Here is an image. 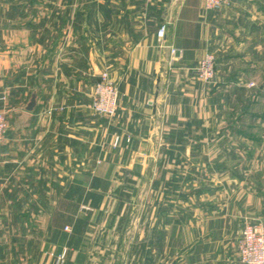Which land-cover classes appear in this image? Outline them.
Here are the masks:
<instances>
[{
	"label": "crops",
	"instance_id": "obj_1",
	"mask_svg": "<svg viewBox=\"0 0 264 264\" xmlns=\"http://www.w3.org/2000/svg\"><path fill=\"white\" fill-rule=\"evenodd\" d=\"M105 70L111 118L91 108ZM0 112V264H242L264 223V0H0ZM239 118L247 147L225 140Z\"/></svg>",
	"mask_w": 264,
	"mask_h": 264
},
{
	"label": "built area",
	"instance_id": "obj_2",
	"mask_svg": "<svg viewBox=\"0 0 264 264\" xmlns=\"http://www.w3.org/2000/svg\"><path fill=\"white\" fill-rule=\"evenodd\" d=\"M234 0H205V7L218 8L228 5ZM167 25L161 24L158 28L157 38L162 43L166 39ZM172 54L176 52L171 48ZM197 75L200 80L210 83L216 75V56L212 51H207L200 60L197 68ZM120 90L115 81L111 78L109 71H102L94 86L91 100L92 110L105 117H113L119 107ZM8 121L4 113L0 112V142L4 139ZM121 136L114 138V145H118ZM68 229V226L66 227ZM239 259L242 264H264V223H252L247 221L237 239ZM65 251L58 255L56 264H63Z\"/></svg>",
	"mask_w": 264,
	"mask_h": 264
},
{
	"label": "rangeland",
	"instance_id": "obj_3",
	"mask_svg": "<svg viewBox=\"0 0 264 264\" xmlns=\"http://www.w3.org/2000/svg\"><path fill=\"white\" fill-rule=\"evenodd\" d=\"M248 84H249V96L252 95V92H255L256 90L259 92V89L255 88L256 87L255 82L250 81ZM258 109L260 110V108H258ZM244 110H249V103L248 102L247 103L242 102V104L238 105V107H237L238 113L237 114L239 115V117L244 114ZM238 122H239L238 126L240 129L239 130H232L231 134H229V135L226 134L227 138L225 140L227 142L229 140L231 143H236V144H238L239 147H241V146L247 147L249 145V135L251 134V132L249 133V121L245 122V120L243 118H239ZM259 130H261V129H259ZM227 133H228V130H227ZM243 188H244V190L247 189L245 186H243ZM143 190H144V188H143Z\"/></svg>",
	"mask_w": 264,
	"mask_h": 264
},
{
	"label": "water",
	"instance_id": "obj_4",
	"mask_svg": "<svg viewBox=\"0 0 264 264\" xmlns=\"http://www.w3.org/2000/svg\"><path fill=\"white\" fill-rule=\"evenodd\" d=\"M100 74H101V72L99 73V75ZM34 104H35V95L32 96V99H31V101L29 103V108H32L34 106Z\"/></svg>",
	"mask_w": 264,
	"mask_h": 264
}]
</instances>
